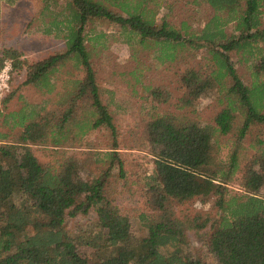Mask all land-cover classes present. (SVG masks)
Wrapping results in <instances>:
<instances>
[{
	"label": "trees",
	"instance_id": "1",
	"mask_svg": "<svg viewBox=\"0 0 264 264\" xmlns=\"http://www.w3.org/2000/svg\"><path fill=\"white\" fill-rule=\"evenodd\" d=\"M52 1L44 0L45 11ZM186 4L197 12L211 8L212 14L205 21L174 22L168 0H66L49 22L63 34L62 51L31 63L19 50H4L0 65L14 58L16 69L27 68L24 83L46 91L54 89V73L69 61L85 75L55 107L10 112L21 126L14 138L0 132V264H264V195L258 193L264 186V0ZM99 19L156 49L161 62H193L176 70L178 111L163 106L175 97L167 86H146L156 101L144 126L154 168L144 174L146 208L137 216L138 231L107 192L112 168L123 179L128 172L124 161H116L114 91L99 83L87 43ZM198 57L203 65L195 62ZM236 60L252 68L250 80ZM132 74L138 81L142 71ZM215 86L221 108L201 121L194 107ZM94 130L110 131L113 143L105 155L111 165L101 176L85 178L69 150ZM37 147L58 155L56 162L40 160ZM232 183L243 190L230 189ZM197 197L211 202V210L180 217L178 208ZM91 212L96 221L71 233L68 219ZM190 232L212 262L199 249L188 250Z\"/></svg>",
	"mask_w": 264,
	"mask_h": 264
},
{
	"label": "rangeland",
	"instance_id": "2",
	"mask_svg": "<svg viewBox=\"0 0 264 264\" xmlns=\"http://www.w3.org/2000/svg\"><path fill=\"white\" fill-rule=\"evenodd\" d=\"M186 1L168 0V2L174 3V13L170 19L179 22L187 18H197L203 21L210 18L211 8L203 6V9L200 7L197 12L196 8L187 5ZM65 3L66 0H53L50 10L45 11L44 0H0V58L3 56L4 50L15 49L22 52L24 60L32 63L62 51L65 48L63 34L60 29L50 26L49 22L63 9ZM62 17L63 14L59 18ZM193 26H198V24H193ZM91 27L92 37L87 43L91 50V61L97 71L98 81L103 89L114 91L111 96L112 108L120 130V145L117 149L119 155L116 161H124L128 172L127 179H123L120 177L118 168H112L111 176L106 182L107 192L109 197L114 198L115 202L120 205L121 210L129 214L134 230L138 231L141 228L137 216L146 208L143 193L144 174H151L154 168L153 149L147 144L144 126L146 118L153 111L152 104L156 101H153L150 90H147L146 86L150 84L159 87L167 86L174 92L175 97L173 95L171 98V104L163 106L178 111L173 104L177 101L176 97L182 94V89L175 81L176 70L184 63L192 66L193 62L188 58L183 60V63H181V59L174 63L171 61L161 62L156 49L138 44L137 37L130 39L128 33L125 34L108 21L96 20L91 24ZM130 42H134L136 47ZM138 50L139 54L136 53ZM200 59L201 57H198L195 62L200 63ZM203 63L204 60L201 64L203 65ZM236 67L245 79L250 80L252 68H249L248 64L236 60ZM137 70L142 71L141 79L138 81L132 74ZM84 75L85 71L82 68L74 66L73 62L69 61L54 73L49 85V87L54 85V89L46 91L42 87L25 84L27 68L16 69L15 67L12 87L5 97L10 96V99L7 102H2L0 106L2 110H0V132H6L14 138L19 134L21 126L15 125L17 118L9 115L10 112L19 113L25 110L29 112L28 110L33 109L36 105L46 109L55 107V102L67 94L66 91L75 89L76 80ZM46 88L48 89V87ZM210 92L209 95L200 98L194 107L201 121L212 119L221 108L217 102L218 86H215ZM107 97L108 94L105 93V98ZM192 111L190 110L188 113ZM250 138L251 135H248L246 142ZM111 143L113 142L110 131L94 130L85 137L81 145L70 148L69 152H76L81 174L85 178L101 176L105 173L104 170L109 168L111 158L105 153L111 147ZM36 149L40 160L56 162L58 155L56 157L49 151L43 150V147ZM229 187L233 190H243L238 183H232ZM258 193L264 195V186ZM211 204V202L204 203L197 197L182 204L178 208L179 213L177 214L182 217L188 213L192 214L193 211L207 212L211 210ZM96 219L94 212L87 216L71 217L68 219V227L71 233L75 234L85 225L93 224ZM189 235L192 242L188 246V250L195 254L197 252L195 250L199 249V252L212 262V258L204 253V247L197 240L195 232H190ZM82 252L86 255L90 254V250L87 249H83Z\"/></svg>",
	"mask_w": 264,
	"mask_h": 264
},
{
	"label": "built area",
	"instance_id": "3",
	"mask_svg": "<svg viewBox=\"0 0 264 264\" xmlns=\"http://www.w3.org/2000/svg\"><path fill=\"white\" fill-rule=\"evenodd\" d=\"M13 58H5L0 65V106L4 98L10 92L15 75V63Z\"/></svg>",
	"mask_w": 264,
	"mask_h": 264
}]
</instances>
